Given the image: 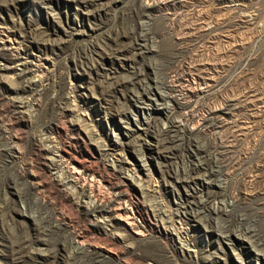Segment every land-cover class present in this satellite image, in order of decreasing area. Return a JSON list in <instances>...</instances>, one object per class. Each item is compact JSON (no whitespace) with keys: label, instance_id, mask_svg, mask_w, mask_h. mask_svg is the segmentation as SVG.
I'll return each mask as SVG.
<instances>
[{"label":"rangeland","instance_id":"rangeland-1","mask_svg":"<svg viewBox=\"0 0 264 264\" xmlns=\"http://www.w3.org/2000/svg\"><path fill=\"white\" fill-rule=\"evenodd\" d=\"M150 263L264 264V0H0V264Z\"/></svg>","mask_w":264,"mask_h":264},{"label":"bare ground","instance_id":"bare-ground-1","mask_svg":"<svg viewBox=\"0 0 264 264\" xmlns=\"http://www.w3.org/2000/svg\"><path fill=\"white\" fill-rule=\"evenodd\" d=\"M231 2H233V0H230ZM23 70V69H22ZM205 84H207V82H205ZM141 97V96H140ZM140 97H139V95H137V98H136V106H137V108H140V109H142V110H145V109H147V107H146V105L147 104H149V103H146V101H149V102H152V101H158V100H165L168 96L165 94V93H163V94H161L160 93V95H157L156 96V98H148V99H146V101L144 100V101H140ZM142 98V97H141ZM145 112V111H144ZM137 114V113H136ZM128 115V114H127ZM149 115V114H148ZM129 116V115H128ZM144 118H146V117H144ZM140 120V119H139ZM146 121V120H145ZM176 121V120H175ZM178 122V121H177ZM180 122V121H179ZM171 123V122H170ZM174 124V123H173ZM176 125V124H175ZM177 125H179V124H177ZM171 127V126H170ZM182 127V126H181ZM180 127V128H181ZM172 128V127H171ZM179 128V127H178ZM184 128V127H183ZM69 161V160H68ZM71 163H73L72 161H70ZM69 162V163H70ZM67 166V165H66ZM68 179H69V181H71V182H74V183H78V182H80L81 180H84L85 182L86 181H88V180H90L89 182H91L92 181V183H90V184H92V185H94L93 184V182H94V177H92V178H90L88 175H85V173H84V169L83 168H81L80 166H78L77 164H75V163H73V164H70V165H68ZM211 170V169H210ZM215 170V169H214ZM212 171V170H211ZM213 173H214V171H212ZM217 173V172H216ZM216 173H214V174H216ZM88 174V173H87ZM207 174H208V171H207ZM211 174V173H210ZM90 175V174H89ZM206 176V175H205ZM210 176V175H209ZM208 178V177H207ZM62 180V179H61ZM207 181V180H206ZM205 181V182H206ZM211 181H213L212 179H211ZM61 182H63V181H61ZM207 183V182H206ZM91 186V185H90ZM83 187V186H82ZM88 191L86 190V189H84L83 190V193L84 194H88L87 193ZM113 201V200H112ZM90 206H91V209L93 208V209H97V207L99 206L98 205V203L96 202V201H94V203L92 204H90ZM107 207H105L106 209L104 210V212L105 213H107V214H109V213H112V211H113V209L117 212V214H118V216H120V217H124V215H125V213H127L128 215V217H127V219H126V223L128 224V225H131L132 227L133 226H136L137 225V222L135 221V218L133 219V217H134V215L133 216H131V214H129L130 212H129V208H127V207H124V206H118V207H115V208H112L111 206H109V205H106ZM134 212V211H133ZM114 214V213H113ZM113 214H111V216L113 217ZM126 217V216H125ZM131 218V219H130Z\"/></svg>","mask_w":264,"mask_h":264},{"label":"built area","instance_id":"built-area-1","mask_svg":"<svg viewBox=\"0 0 264 264\" xmlns=\"http://www.w3.org/2000/svg\"><path fill=\"white\" fill-rule=\"evenodd\" d=\"M150 264H153V263H150Z\"/></svg>","mask_w":264,"mask_h":264}]
</instances>
